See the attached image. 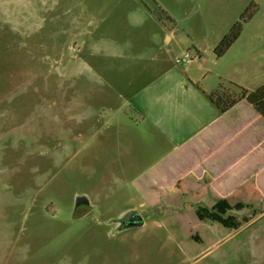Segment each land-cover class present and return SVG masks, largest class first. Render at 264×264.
I'll use <instances>...</instances> for the list:
<instances>
[{
	"label": "rangeland",
	"instance_id": "374dc122",
	"mask_svg": "<svg viewBox=\"0 0 264 264\" xmlns=\"http://www.w3.org/2000/svg\"><path fill=\"white\" fill-rule=\"evenodd\" d=\"M261 33L264 0H0V264H264V206L240 232L179 219L185 208L148 212L116 172L122 151L105 147L115 134L131 147L144 86L202 62L176 59L198 48L215 73L264 50L249 44ZM81 196L90 205L76 211ZM129 211L144 226L118 232Z\"/></svg>",
	"mask_w": 264,
	"mask_h": 264
},
{
	"label": "crops",
	"instance_id": "0c3cea01",
	"mask_svg": "<svg viewBox=\"0 0 264 264\" xmlns=\"http://www.w3.org/2000/svg\"><path fill=\"white\" fill-rule=\"evenodd\" d=\"M166 40L171 44L174 37ZM249 44L259 49L264 34ZM252 48L215 73L205 70L208 60L196 48L202 59L197 70L170 65L133 98L137 134L130 148L118 134L106 136L105 147L113 141L122 151L114 166L141 208H185L188 215L179 219L240 232V217L264 206V50ZM219 91L234 98L224 113L209 100Z\"/></svg>",
	"mask_w": 264,
	"mask_h": 264
},
{
	"label": "trees",
	"instance_id": "16d2710c",
	"mask_svg": "<svg viewBox=\"0 0 264 264\" xmlns=\"http://www.w3.org/2000/svg\"><path fill=\"white\" fill-rule=\"evenodd\" d=\"M240 31H241V24L239 23L233 28L231 33L221 41V43L218 45V47L215 50V54L219 58L223 57L229 51V49L236 43V41L240 37ZM241 95L242 97L243 95L245 96V92L241 91ZM209 100L221 111V113L227 112L234 105L233 96L232 97L228 96L225 93H222V91L211 94L209 96ZM223 100H226L227 103H223L222 102Z\"/></svg>",
	"mask_w": 264,
	"mask_h": 264
},
{
	"label": "water",
	"instance_id": "95a60500",
	"mask_svg": "<svg viewBox=\"0 0 264 264\" xmlns=\"http://www.w3.org/2000/svg\"><path fill=\"white\" fill-rule=\"evenodd\" d=\"M90 205V201L87 197L81 196L76 199L75 202V210L77 211L82 206H88ZM135 211L128 212L125 216L121 218V220L124 221V226L122 228H119L117 231L121 232L126 229H132L137 227L144 226V220L141 215L137 214L135 215Z\"/></svg>",
	"mask_w": 264,
	"mask_h": 264
},
{
	"label": "built area",
	"instance_id": "2783aa9c",
	"mask_svg": "<svg viewBox=\"0 0 264 264\" xmlns=\"http://www.w3.org/2000/svg\"><path fill=\"white\" fill-rule=\"evenodd\" d=\"M200 61V57L196 55L192 57L190 54H185L183 57L176 59L177 65H191L194 62Z\"/></svg>",
	"mask_w": 264,
	"mask_h": 264
},
{
	"label": "flooded vegetation",
	"instance_id": "af4514ba",
	"mask_svg": "<svg viewBox=\"0 0 264 264\" xmlns=\"http://www.w3.org/2000/svg\"><path fill=\"white\" fill-rule=\"evenodd\" d=\"M138 213H135V215H137ZM124 226V221L123 220H119L117 223H116V228L119 229V228H122Z\"/></svg>",
	"mask_w": 264,
	"mask_h": 264
}]
</instances>
